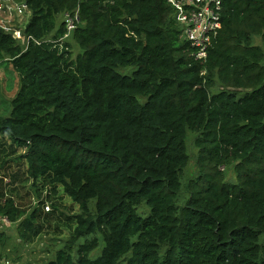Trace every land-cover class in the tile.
I'll list each match as a JSON object with an SVG mask.
<instances>
[{"label": "trees", "instance_id": "obj_1", "mask_svg": "<svg viewBox=\"0 0 264 264\" xmlns=\"http://www.w3.org/2000/svg\"><path fill=\"white\" fill-rule=\"evenodd\" d=\"M22 1L26 45L0 28V64L19 80L0 115V170L36 193L40 180L61 186L78 207L46 264H264V0H222L204 66L167 0ZM189 134L197 174L182 197ZM12 188L4 198L0 180V216L32 243L58 203L28 213Z\"/></svg>", "mask_w": 264, "mask_h": 264}, {"label": "rangeland", "instance_id": "obj_2", "mask_svg": "<svg viewBox=\"0 0 264 264\" xmlns=\"http://www.w3.org/2000/svg\"><path fill=\"white\" fill-rule=\"evenodd\" d=\"M1 1V0H0ZM20 1V0H18ZM13 17V15H12ZM8 16L0 12V21L6 22V26H14L13 29H21L24 27L28 20V14L21 17ZM61 16L58 17L57 23L61 22ZM253 44L257 47L262 46L260 40L254 38ZM78 51L76 45H73L74 54ZM130 69L117 70L119 74L128 75ZM19 90V80L16 74L12 71V68L6 62L0 64V115H7L10 109L9 102ZM195 136L189 134L186 139V149L189 156V163L183 173V190L182 197L186 196L185 186L189 179L196 177L197 167L196 158L197 150L194 147L193 140ZM8 152V150H7ZM20 153H22L20 151ZM19 154V153H17ZM22 162L18 164L13 163L11 174L13 172L20 173L23 168ZM6 167L1 168L4 172ZM217 170L223 175L225 182H235V174L231 167L219 166ZM2 172V174H4ZM23 178L19 176L16 186L12 188V194L17 204L19 202L29 213V211L35 209V203L37 199V193L34 192L30 183L25 186L22 184ZM7 193L10 194V189H7ZM52 201H57L58 215L56 217L48 219L44 218L42 222V229L38 237H36L32 243H25L20 241L18 233V222L6 227H0V232L4 233L5 241L2 247H0V264H46L54 255L55 251L61 247L65 241L68 240L71 234L72 220L71 217L78 213V207L74 205L69 198L63 193L61 186H53ZM69 218V220H67ZM82 242V240H80ZM100 253V249L92 252L91 257L95 258Z\"/></svg>", "mask_w": 264, "mask_h": 264}, {"label": "built area", "instance_id": "obj_3", "mask_svg": "<svg viewBox=\"0 0 264 264\" xmlns=\"http://www.w3.org/2000/svg\"><path fill=\"white\" fill-rule=\"evenodd\" d=\"M109 1L111 2L112 0ZM167 3L173 10L176 23L181 28L182 39L188 45L190 57L199 65L204 66L208 50L215 44L221 30L222 0H167ZM0 12L11 17L12 15L13 17L14 15L15 17H21L28 14L27 6L22 0H1ZM62 19L65 33L59 39L60 43L67 40L70 34L80 26L77 9L73 12L64 13ZM5 23L0 21V28L6 32H10L13 39L19 40L21 43L25 42L26 45L30 38H26L24 41L19 29L15 30L10 26H5ZM204 73L205 71L202 70L201 75ZM20 151H18L19 154H25L24 148L20 149ZM0 180H2L5 186L4 198H7L9 197L7 189L15 187L16 184L12 185L10 179L5 177L1 170ZM40 181L35 206L40 207L42 213L45 215L52 212L51 198L53 187L48 184L41 186ZM10 225L11 223L6 216H0V227Z\"/></svg>", "mask_w": 264, "mask_h": 264}]
</instances>
